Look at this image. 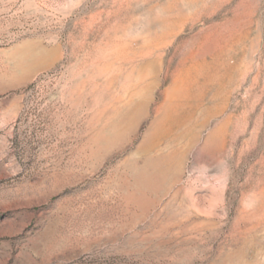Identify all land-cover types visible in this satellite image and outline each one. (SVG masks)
I'll list each match as a JSON object with an SVG mask.
<instances>
[{
    "label": "rangeland",
    "instance_id": "rangeland-1",
    "mask_svg": "<svg viewBox=\"0 0 264 264\" xmlns=\"http://www.w3.org/2000/svg\"><path fill=\"white\" fill-rule=\"evenodd\" d=\"M0 264H264V0H0Z\"/></svg>",
    "mask_w": 264,
    "mask_h": 264
}]
</instances>
